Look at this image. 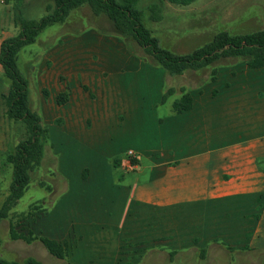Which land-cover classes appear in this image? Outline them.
<instances>
[{"label":"crops","instance_id":"1","mask_svg":"<svg viewBox=\"0 0 264 264\" xmlns=\"http://www.w3.org/2000/svg\"><path fill=\"white\" fill-rule=\"evenodd\" d=\"M66 32L31 65L62 174L50 211L29 217L27 230L67 244V257L56 263L91 264L93 255L95 262L108 260L100 231L123 229L132 214L134 225L148 214L184 208L202 212L208 241L223 237L264 251V67L220 61L215 79L206 68L205 77L194 70L186 82L171 84L173 75L141 58L134 62L108 30ZM18 33L13 1L0 0V48ZM67 87L70 99L60 105L57 96ZM166 87H185L192 107L175 112L180 92L162 102ZM127 126L144 137L141 145L122 150L112 134Z\"/></svg>","mask_w":264,"mask_h":264},{"label":"rangeland","instance_id":"2","mask_svg":"<svg viewBox=\"0 0 264 264\" xmlns=\"http://www.w3.org/2000/svg\"><path fill=\"white\" fill-rule=\"evenodd\" d=\"M48 4L53 5L54 1L26 0L22 16L39 19L47 14ZM150 4L159 6L162 19L156 20L151 17ZM139 6L143 12L145 26L158 38L161 47L178 55L193 52L211 41L221 31L235 35L264 28V0H194L188 4L175 3L170 0H140ZM90 28L104 34L105 30H108L109 39H113L114 35L118 36L135 59L134 62L141 58L142 63L154 64L153 57L147 54L132 37L129 36L124 40L116 35L108 17L94 15L91 7L84 4L73 10L64 24L44 30L38 39L39 42L25 46L20 53L19 67L29 79L30 105L35 110L41 113L40 94L42 92L36 86L38 71L31 70V65L41 62L39 55L58 42L63 32L70 31L66 33L71 34L77 30ZM135 48L140 49L143 55L134 52ZM232 61L233 59L222 60L223 63ZM156 68L159 70L158 67ZM160 68L163 69H161L163 73L166 72L163 67L160 66ZM193 71H186V75L181 77L172 76V79L169 78L170 83L178 82L180 79L186 82L187 77L190 78L192 75L189 76V74ZM197 72L205 77L209 74V69L205 68ZM10 85L11 80L2 75L0 79V209L10 192L13 178V167L7 161V156L14 151L21 139L28 136L25 123L15 121L8 116L4 95L8 93ZM145 121L149 124L150 114H147ZM148 130L149 126L146 132ZM114 134L120 140L122 150L141 145L139 139L144 137V135H136L134 128H129V126L116 129L112 135ZM144 134L148 136L147 133L144 132ZM51 152L54 154L53 151H49L50 155ZM49 156L32 173L25 195L9 211L8 217L0 221L1 259L24 262L29 257H34L42 264L58 263L57 258L51 255L40 241L29 245L30 243L24 240H14L10 237L11 224L13 226L15 224L21 232H23L22 229H28L31 221L21 222V220H24L31 211L46 213L44 212L46 207H48L47 212L50 211L52 194L58 193L61 189V184L57 181L58 175L62 173L57 162L52 165L54 158L51 160ZM48 185L52 186L51 190L48 189ZM60 195L53 198L52 207L58 202ZM43 213H40L39 217ZM128 218L123 229L100 231L102 229L100 228L97 230V232L100 231L97 235L106 241L105 246L109 259L102 260L99 256L98 262H95L96 258L93 255L91 264H264V251L235 246L229 243V239L227 242V239L223 237L208 241L204 232L203 214L199 209L190 211L184 208L179 212H170V214H148L145 219L139 220L134 225L129 222L133 214ZM128 226L131 228L129 229ZM220 231L225 232L224 228ZM97 235L95 240L98 239ZM82 245L86 247V242ZM88 249L85 248L84 251ZM203 249L206 251L202 256ZM119 250L120 253H118ZM110 255L113 256L110 257Z\"/></svg>","mask_w":264,"mask_h":264},{"label":"trees","instance_id":"3","mask_svg":"<svg viewBox=\"0 0 264 264\" xmlns=\"http://www.w3.org/2000/svg\"><path fill=\"white\" fill-rule=\"evenodd\" d=\"M12 1L14 20L19 27V33L2 41L0 64L3 73H0V79L4 75L11 80L10 89L4 95L7 113L11 119L25 123L28 136L21 139L15 146L14 151L7 156V161L13 167V178L10 192L0 209V221L8 217L9 211L25 195L31 182L32 173L50 155L49 151H52L49 142V128L44 123L42 114L30 105V83L19 67L20 53L25 46L36 43L44 30L58 24H64L73 10L88 4L94 15H105L112 22L113 32L116 35L124 38V40L129 36L132 37L147 54L153 57L154 64L163 67L168 74L173 76H180L189 70L212 68L211 78L215 79L217 73L215 64L222 60L231 59L244 61L250 68L264 67V28L235 35L221 31L211 41L198 47L193 52L178 55L161 47L158 38L145 26L143 12L139 6L140 0H53L54 4H48L46 7L47 14L39 19L22 16L26 0ZM170 1L188 4L194 0ZM149 10L153 19H162L157 4H152V6L150 4ZM177 92H180V97L173 103L174 111L182 113L189 110L193 105V98L185 87H180L179 90L175 87H168L163 93L162 102L167 101ZM43 94L48 97L49 91L43 89ZM70 96L71 90L67 87L58 94V104H66ZM56 122L61 123L62 120L57 119ZM49 157L51 160L54 158L53 165L56 162V156L51 152ZM48 186V189L51 190L52 186ZM47 208L44 209V212H47ZM36 213L31 211L21 222L27 221L29 217ZM22 231H19L15 224L14 226L11 224L10 237L28 243L39 240L55 257L61 259L67 257L68 248L66 243L36 235L27 229H22ZM205 251V249L202 250V256ZM0 264H42V262L34 257H29L24 262L0 258Z\"/></svg>","mask_w":264,"mask_h":264},{"label":"built area","instance_id":"4","mask_svg":"<svg viewBox=\"0 0 264 264\" xmlns=\"http://www.w3.org/2000/svg\"><path fill=\"white\" fill-rule=\"evenodd\" d=\"M131 154H133V152H131Z\"/></svg>","mask_w":264,"mask_h":264}]
</instances>
